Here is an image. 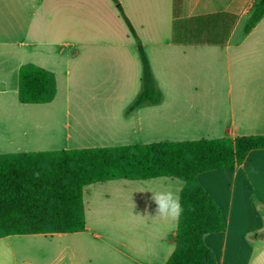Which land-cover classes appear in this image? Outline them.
Masks as SVG:
<instances>
[{
    "label": "crops",
    "instance_id": "0c3cea01",
    "mask_svg": "<svg viewBox=\"0 0 264 264\" xmlns=\"http://www.w3.org/2000/svg\"><path fill=\"white\" fill-rule=\"evenodd\" d=\"M37 2L38 12L67 26L75 62L41 63L23 50L0 51L1 105L52 113L40 127L0 138V155L264 135V16L245 32L259 0H119L162 94L158 104L135 108L142 64L116 4ZM28 63L54 73L52 102L19 101V70ZM73 75L75 83L84 77V104L72 100ZM176 180L87 185L83 231L0 238V264L12 259L13 240L24 245L33 239L45 243V264H166L178 224L155 218L152 194L136 191L161 183L174 187ZM197 180L225 222L224 231L204 237L216 263L264 264V148L251 150L241 165L202 172Z\"/></svg>",
    "mask_w": 264,
    "mask_h": 264
},
{
    "label": "trees",
    "instance_id": "16d2710c",
    "mask_svg": "<svg viewBox=\"0 0 264 264\" xmlns=\"http://www.w3.org/2000/svg\"><path fill=\"white\" fill-rule=\"evenodd\" d=\"M112 1L138 46L142 64V90L132 108L158 104L162 94L142 41L119 0ZM263 16L264 0H259L245 32ZM56 94L54 73L32 63L20 67L21 103H50ZM261 148L264 135L0 155V238L83 231V190L92 183L177 178L185 183L184 212L175 251L166 264H217L204 237L224 231L225 222L197 176L241 165L251 150Z\"/></svg>",
    "mask_w": 264,
    "mask_h": 264
},
{
    "label": "rangeland",
    "instance_id": "374dc122",
    "mask_svg": "<svg viewBox=\"0 0 264 264\" xmlns=\"http://www.w3.org/2000/svg\"><path fill=\"white\" fill-rule=\"evenodd\" d=\"M38 0H0V51L23 50L36 56L41 63L56 62L59 65L68 61L75 62L70 48L67 26L58 25L53 16L38 12ZM61 43L65 46L61 47ZM74 90L72 100L75 103L85 102V82L82 76L79 83L71 78ZM64 93L61 94V99ZM1 99V98H0ZM0 102V138H17L23 128L40 127L46 124L52 114L48 110L25 111L4 107ZM9 125L10 129H3ZM13 257L11 264H45V256L40 252L45 248L43 241L35 239L27 244L13 240L10 245ZM10 253V252H9ZM4 257H1L3 259ZM8 261V264H10Z\"/></svg>",
    "mask_w": 264,
    "mask_h": 264
},
{
    "label": "clouds",
    "instance_id": "9594fccd",
    "mask_svg": "<svg viewBox=\"0 0 264 264\" xmlns=\"http://www.w3.org/2000/svg\"><path fill=\"white\" fill-rule=\"evenodd\" d=\"M183 181L177 179L175 186L161 183L159 187L141 188L136 192H150L151 200L155 203V218H163L178 224L184 208L181 203Z\"/></svg>",
    "mask_w": 264,
    "mask_h": 264
}]
</instances>
